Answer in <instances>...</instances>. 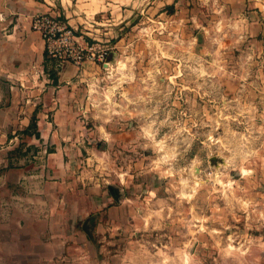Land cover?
Here are the masks:
<instances>
[{"label": "rangeland", "instance_id": "obj_1", "mask_svg": "<svg viewBox=\"0 0 264 264\" xmlns=\"http://www.w3.org/2000/svg\"><path fill=\"white\" fill-rule=\"evenodd\" d=\"M220 4L183 0L161 23L138 11L117 24L105 63L81 67L77 100L54 107L74 118L44 119L67 126L49 141L73 173L108 202L115 186L127 209L115 222L98 211L96 254L51 264H264V33ZM31 130L10 156L35 171L53 145L42 151ZM14 233L0 234L3 264Z\"/></svg>", "mask_w": 264, "mask_h": 264}, {"label": "crops", "instance_id": "obj_2", "mask_svg": "<svg viewBox=\"0 0 264 264\" xmlns=\"http://www.w3.org/2000/svg\"><path fill=\"white\" fill-rule=\"evenodd\" d=\"M181 1L0 0V167H8L0 172V234L4 230L7 236L8 232H15L8 246L10 264L84 260L90 248L96 254L95 239L103 224L97 219L98 211L105 209L107 220L112 222L117 215L124 218L127 214L120 196V202H108L101 194L99 183L86 187L82 177L74 174L79 171H74L72 160L65 158L67 148L62 147L61 140L49 141L50 135L65 134L67 126L53 128L44 119L50 116L52 123L57 120L66 123L74 118L72 113L54 111V107L77 100L86 70L67 60L49 57L41 36L31 29V17L43 12L58 15L85 39L105 44L109 41V30L132 20L138 11H145L143 17L161 23L160 20L173 16ZM221 3L226 12L239 8L241 20L251 21L256 29L249 36L264 33L260 27L264 20V0H221ZM168 8L173 11L168 12ZM98 30L100 38L93 37V32ZM94 65L87 66L94 69ZM38 102L50 104L52 110L30 111L27 104ZM33 116L42 151L48 145H53V150L37 166L38 170L30 171L16 164L10 155ZM85 221L88 233L82 228ZM91 222L97 223L92 226ZM1 244L0 240V247ZM3 261L0 254V264Z\"/></svg>", "mask_w": 264, "mask_h": 264}, {"label": "built area", "instance_id": "obj_3", "mask_svg": "<svg viewBox=\"0 0 264 264\" xmlns=\"http://www.w3.org/2000/svg\"><path fill=\"white\" fill-rule=\"evenodd\" d=\"M31 29L38 32L45 44V52L51 58L67 60L78 68L86 61L103 65L107 49L101 41L87 40L58 15L48 12L34 14Z\"/></svg>", "mask_w": 264, "mask_h": 264}, {"label": "water", "instance_id": "obj_4", "mask_svg": "<svg viewBox=\"0 0 264 264\" xmlns=\"http://www.w3.org/2000/svg\"><path fill=\"white\" fill-rule=\"evenodd\" d=\"M107 190L109 192V194L111 195V197L113 198V200H115L116 202L119 201V196H121L119 189H117L115 186L112 185H108L107 186ZM83 230L88 233V229H87V221H85L82 225Z\"/></svg>", "mask_w": 264, "mask_h": 264}, {"label": "trees", "instance_id": "obj_5", "mask_svg": "<svg viewBox=\"0 0 264 264\" xmlns=\"http://www.w3.org/2000/svg\"><path fill=\"white\" fill-rule=\"evenodd\" d=\"M31 129H33V131H35L33 134L35 136H38L39 133L37 131V124H36L34 116L31 118L30 123L27 126V128L25 130H23V133L30 136V135H32Z\"/></svg>", "mask_w": 264, "mask_h": 264}]
</instances>
